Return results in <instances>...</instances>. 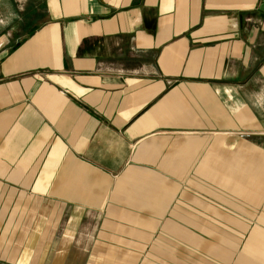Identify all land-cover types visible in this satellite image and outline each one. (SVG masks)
Wrapping results in <instances>:
<instances>
[{"label": "crops", "instance_id": "1", "mask_svg": "<svg viewBox=\"0 0 264 264\" xmlns=\"http://www.w3.org/2000/svg\"><path fill=\"white\" fill-rule=\"evenodd\" d=\"M0 264H264V0H0Z\"/></svg>", "mask_w": 264, "mask_h": 264}]
</instances>
